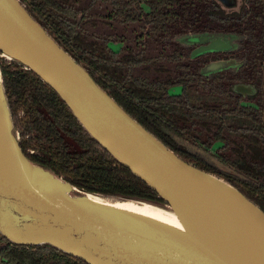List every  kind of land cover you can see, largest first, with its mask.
<instances>
[{"label":"trees","instance_id":"obj_1","mask_svg":"<svg viewBox=\"0 0 264 264\" xmlns=\"http://www.w3.org/2000/svg\"><path fill=\"white\" fill-rule=\"evenodd\" d=\"M20 1L139 124L264 212V0H245L231 13L213 0ZM208 30L239 34L243 63L236 71L205 77L202 63L190 60L189 49L174 40ZM112 44L120 46L115 50ZM0 70L19 145L30 161L87 192L160 201L90 137L34 72L1 59ZM236 84H253L257 92L243 97L233 91ZM172 86L181 93L170 94ZM250 100L254 105L245 103ZM173 136L203 151L214 149L215 158L238 175L210 164ZM0 264L87 263L49 244L16 245L0 234Z\"/></svg>","mask_w":264,"mask_h":264},{"label":"water","instance_id":"obj_2","mask_svg":"<svg viewBox=\"0 0 264 264\" xmlns=\"http://www.w3.org/2000/svg\"><path fill=\"white\" fill-rule=\"evenodd\" d=\"M215 1L227 5L224 0ZM191 41L207 40L201 36ZM227 48L228 42L218 38L194 49L191 58ZM0 56L34 72L90 137L160 200L87 192L30 161L19 145L0 70V100L8 116L0 123V234L9 242L49 244L87 264H264V212L260 207L229 182L182 159L139 124L20 0H0ZM232 63L211 62L202 71H220ZM234 90L242 96L255 92L252 85L244 84H236ZM198 151L210 164L238 175L216 158L207 160L202 149ZM225 186L255 220L246 233L232 202L223 194L228 189ZM87 194L169 209L183 233L92 202L83 197Z\"/></svg>","mask_w":264,"mask_h":264},{"label":"bare ground","instance_id":"obj_3","mask_svg":"<svg viewBox=\"0 0 264 264\" xmlns=\"http://www.w3.org/2000/svg\"><path fill=\"white\" fill-rule=\"evenodd\" d=\"M0 92H1V85H0ZM4 120H8V116L5 108V103L2 100H0V123L3 122ZM30 170L32 169L30 168ZM218 184L221 183L218 182ZM225 188L228 189L226 190L223 189L224 193L223 192L222 193L232 202L233 204L232 207L234 208L233 210L235 212V215L240 220L241 230L246 233L253 226L255 220L253 216L248 212L244 204L240 201L238 196L234 194V192L229 187L225 186ZM83 197L92 202L119 210L121 212H125L127 214H132L137 217L148 219L150 221L156 222L158 224H162L173 230L183 233V229L177 217L169 209L160 208L158 206L148 203H136L129 200H124V201L115 200V199L113 200L91 194L84 195Z\"/></svg>","mask_w":264,"mask_h":264},{"label":"flooded vegetation","instance_id":"obj_4","mask_svg":"<svg viewBox=\"0 0 264 264\" xmlns=\"http://www.w3.org/2000/svg\"><path fill=\"white\" fill-rule=\"evenodd\" d=\"M213 1H215V0H213ZM215 2H217V1H215ZM224 2L227 3V5H225L223 3L220 5L218 2L217 3L221 6V8L225 12L231 13V12H238L241 5L245 3V0H224ZM201 36H204L207 41H205L204 43H196V42L193 43L191 41L192 37L194 38V37H201ZM218 38L221 39L224 43L228 42L229 48L221 50V51L207 52L205 54L191 58V53L194 49L198 48L199 46H204L205 44H208L210 41H214ZM239 39H240L239 34H237L235 32H224V31L211 32L209 30L204 31V32H188V33L178 35L174 38V40L176 42L181 44L183 47L189 49L188 52H189V59L190 60H197L200 63H202L201 68H200V73L205 77H209L212 74H215V73L221 72L223 70H227V69L232 70V71H236L242 65L243 61L241 60V58L239 56L240 51L237 50L239 47V43H238ZM220 61H233V63L231 65L223 68L220 71H213V72H209V73L208 72L204 73L202 71L209 63L220 62ZM263 75H264V72H263ZM244 85H252L255 88V86L253 84H244ZM234 86L232 89L234 92H236L234 90ZM256 92L257 91L255 88L254 94H250V95H246V96L255 95ZM236 93H238V92H236ZM246 96H243V97H246ZM262 102H263V82H262ZM245 103L254 105V102H252L251 100L247 101Z\"/></svg>","mask_w":264,"mask_h":264},{"label":"rangeland","instance_id":"obj_5","mask_svg":"<svg viewBox=\"0 0 264 264\" xmlns=\"http://www.w3.org/2000/svg\"><path fill=\"white\" fill-rule=\"evenodd\" d=\"M117 30L120 31L119 28H118ZM103 31H105V30H103ZM234 41H235V40H234ZM111 46H112L113 49L116 50L120 45H119V44H112ZM0 59H1V62H2V63H3L4 61L8 60V59H6V58H4V57H1V56H0ZM161 64H163V63H161ZM168 91H169L170 94H180V93H181V87H179V86H172V87H170V88L168 89ZM21 115H22V112H19L18 116H21ZM173 137H174V139H175L178 143H181V144L185 145L189 151H191V152H193V153H196V154H200L199 151H198L199 149H197V148H195V147H193V146H190V145L186 144L184 141L178 139L176 136H173ZM200 151H201V150H200ZM197 152H198V153H197ZM202 153H203L202 155H203L205 158H207V160H210L211 162L214 161V159H215L214 149H209V150H207V151H203ZM103 197H105V198H109V199H112V198H113V197H108V196H103Z\"/></svg>","mask_w":264,"mask_h":264}]
</instances>
